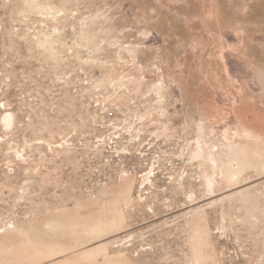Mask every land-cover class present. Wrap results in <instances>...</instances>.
Listing matches in <instances>:
<instances>
[{
	"label": "rangeland",
	"instance_id": "1",
	"mask_svg": "<svg viewBox=\"0 0 264 264\" xmlns=\"http://www.w3.org/2000/svg\"><path fill=\"white\" fill-rule=\"evenodd\" d=\"M263 165L264 0H0V264H264Z\"/></svg>",
	"mask_w": 264,
	"mask_h": 264
},
{
	"label": "bare ground",
	"instance_id": "2",
	"mask_svg": "<svg viewBox=\"0 0 264 264\" xmlns=\"http://www.w3.org/2000/svg\"><path fill=\"white\" fill-rule=\"evenodd\" d=\"M12 115L11 113H5L3 116H2V122L4 123V125L7 127L11 124L12 122ZM10 127V126H9ZM263 168H264V165H263Z\"/></svg>",
	"mask_w": 264,
	"mask_h": 264
}]
</instances>
